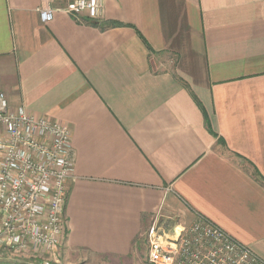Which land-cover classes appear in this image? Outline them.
I'll return each instance as SVG.
<instances>
[{
	"label": "crops",
	"instance_id": "crops-1",
	"mask_svg": "<svg viewBox=\"0 0 264 264\" xmlns=\"http://www.w3.org/2000/svg\"><path fill=\"white\" fill-rule=\"evenodd\" d=\"M68 1L0 0V92L71 132L62 254L146 251L160 210L264 259V0Z\"/></svg>",
	"mask_w": 264,
	"mask_h": 264
},
{
	"label": "built area",
	"instance_id": "built-area-1",
	"mask_svg": "<svg viewBox=\"0 0 264 264\" xmlns=\"http://www.w3.org/2000/svg\"><path fill=\"white\" fill-rule=\"evenodd\" d=\"M104 0H69L64 11L87 21L103 13ZM42 22L54 15L38 8ZM65 122L12 106L0 92V261L25 258L59 264L65 239V207L74 158ZM149 264H264L206 216L181 224L156 212L146 231Z\"/></svg>",
	"mask_w": 264,
	"mask_h": 264
},
{
	"label": "rangeland",
	"instance_id": "rangeland-1",
	"mask_svg": "<svg viewBox=\"0 0 264 264\" xmlns=\"http://www.w3.org/2000/svg\"><path fill=\"white\" fill-rule=\"evenodd\" d=\"M67 228L65 231V238L67 236ZM142 237V236H141ZM88 252L87 249H77L76 252H65L62 254V259H60L59 264H149L145 259V243L143 240V237L141 239V242L134 246L132 249V253L127 256V258L124 259H108L113 257L112 255H106V254H99L97 256H91V253L88 255L84 254ZM9 263H27V264H34L28 259L25 258H10L8 259ZM3 264V263H0ZM6 264V263H5Z\"/></svg>",
	"mask_w": 264,
	"mask_h": 264
},
{
	"label": "trees",
	"instance_id": "trees-1",
	"mask_svg": "<svg viewBox=\"0 0 264 264\" xmlns=\"http://www.w3.org/2000/svg\"><path fill=\"white\" fill-rule=\"evenodd\" d=\"M7 261H9V260H1L0 261V263H3V264H27V263H9V262H7Z\"/></svg>",
	"mask_w": 264,
	"mask_h": 264
}]
</instances>
